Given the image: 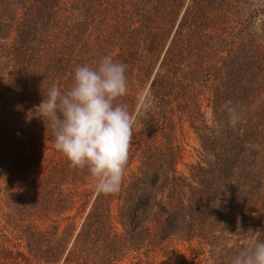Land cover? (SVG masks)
<instances>
[{"label": "trees", "instance_id": "16d2710c", "mask_svg": "<svg viewBox=\"0 0 264 264\" xmlns=\"http://www.w3.org/2000/svg\"><path fill=\"white\" fill-rule=\"evenodd\" d=\"M258 9L249 0H0V264H121L128 253L145 257L135 264H174L176 246L193 241L205 254L199 264H229L264 240L255 217L264 212ZM90 11L110 14L102 20L109 33L93 47L116 38L124 50L129 89L117 102L135 117L143 90L155 96L148 116L135 119L121 188L111 194L95 190L87 169L70 167L36 109L52 86H72L77 66L104 57L87 55ZM229 101L242 117L235 127ZM174 111L200 142L187 175L176 169Z\"/></svg>", "mask_w": 264, "mask_h": 264}, {"label": "clouds", "instance_id": "9594fccd", "mask_svg": "<svg viewBox=\"0 0 264 264\" xmlns=\"http://www.w3.org/2000/svg\"><path fill=\"white\" fill-rule=\"evenodd\" d=\"M127 65L110 56L95 66H77L72 86L62 91L52 86L36 108L51 127L54 147L74 169H87L102 194L120 190L135 119L147 117L155 96L151 89L140 95L136 116L127 105L118 103L128 93ZM231 102H226L228 123L235 127L242 121ZM229 264H264V240L255 239L241 248Z\"/></svg>", "mask_w": 264, "mask_h": 264}, {"label": "rangeland", "instance_id": "374dc122", "mask_svg": "<svg viewBox=\"0 0 264 264\" xmlns=\"http://www.w3.org/2000/svg\"><path fill=\"white\" fill-rule=\"evenodd\" d=\"M67 6L74 2L75 0H62ZM253 4L257 5L259 8V14H257V19L256 25L258 28V31L260 33H264V0H249ZM82 2H78V11L82 14L85 13L86 15V8L85 4ZM71 10H67V15L71 16H77L80 17L79 14L76 13H71ZM89 14H92V20L90 21L89 24H87V31L90 33L89 37L91 39V47L87 50L88 53L87 55H95L97 58L99 56H110L112 57L115 61L120 62V55L124 50L119 49L118 47V42H115L116 38H114L112 41L111 45H107L102 43L103 47H93V43L97 42L98 39H101V37H105L106 33H109L108 29H110L109 25L105 22L102 21L103 18L105 17H110V14L108 16H104L101 20L99 17L96 19L95 14L93 12H89ZM106 31V32H105ZM105 32V33H103ZM97 39V40H96ZM105 47V48H104ZM104 50H106V54ZM202 99V98H201ZM201 111L204 113L206 119L211 118V112L210 110L206 107V101H202V109ZM173 117V129H174V141L175 143H178L180 147V157L177 161L176 164V169L177 171L182 174V175H187L188 171L190 169L191 165H194L198 163L201 159L200 157V142L198 140V136L191 127L190 123L187 121L185 116L180 115L178 112H173L172 113ZM138 165L137 159H135L129 169H128V174L130 171H136ZM115 208L113 206V214L115 215ZM258 223L260 225H264V212L258 213L255 215ZM3 228V224L0 223V233ZM6 237H8L10 240L11 234L8 232L5 234ZM175 254H173L171 257L176 256L174 259V264H199L200 260L203 259L205 254H201L200 247L199 245L193 241L191 243H180L176 246V248L173 251ZM145 259L143 255H137L135 253H128L125 258L123 259V262H120L121 264H135L138 262V259ZM148 260L150 261H156L160 263L163 258L160 257L158 254H150L148 256ZM204 264V262H202Z\"/></svg>", "mask_w": 264, "mask_h": 264}]
</instances>
